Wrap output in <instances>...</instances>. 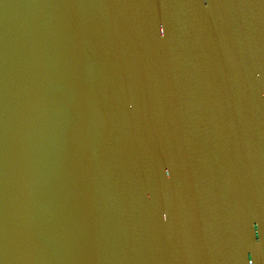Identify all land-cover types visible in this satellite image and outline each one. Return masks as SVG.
Instances as JSON below:
<instances>
[{
    "label": "water",
    "instance_id": "1",
    "mask_svg": "<svg viewBox=\"0 0 264 264\" xmlns=\"http://www.w3.org/2000/svg\"><path fill=\"white\" fill-rule=\"evenodd\" d=\"M0 264H264V0H0Z\"/></svg>",
    "mask_w": 264,
    "mask_h": 264
}]
</instances>
